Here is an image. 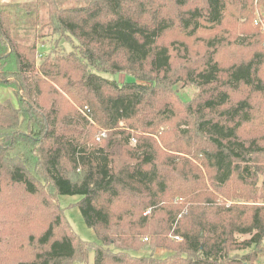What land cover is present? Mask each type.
<instances>
[{"label": "trees", "instance_id": "16d2710c", "mask_svg": "<svg viewBox=\"0 0 264 264\" xmlns=\"http://www.w3.org/2000/svg\"><path fill=\"white\" fill-rule=\"evenodd\" d=\"M62 2L0 4V86L17 102L0 97V203L23 210L20 229L0 225L10 228L0 264H255L264 256V32L254 0ZM42 7L71 49L39 42ZM18 29L36 33L28 42ZM179 81L198 89L184 104ZM180 114L176 138L161 143L182 156L144 135ZM121 127L123 140L108 138ZM62 194L82 196L99 244L73 231ZM159 247L172 253L129 252Z\"/></svg>", "mask_w": 264, "mask_h": 264}, {"label": "rangeland", "instance_id": "374dc122", "mask_svg": "<svg viewBox=\"0 0 264 264\" xmlns=\"http://www.w3.org/2000/svg\"><path fill=\"white\" fill-rule=\"evenodd\" d=\"M82 1H84V0H77L74 2H70V3H65V2H62V3L64 5L72 6V5L81 4V3H83ZM259 3H260V0H254V6L256 8L255 23L259 24L261 26L263 32H264V14H262V12H261V8H260ZM41 12L43 13V15L39 19L40 20L39 24L44 23V26L42 27L41 30L38 31L40 33V36L38 39L39 42H41L40 39H42V37H44L45 40L42 42L49 44V47L52 46V43H55L57 45H60L63 43V45H65V44L67 45V49H71L70 48L71 45L69 43H67V40L63 37H59L57 34H54L55 32L48 25L45 7L41 8ZM228 26L232 27L233 22H229ZM35 33H36V31H33V32L31 31L29 34H26L25 31H21V29H18L19 36L22 38H25L24 40L28 41V42L32 41ZM223 33L227 34L228 38H231V39L235 38L233 35L225 33L224 30L221 31V34H223ZM39 48L41 51L47 50L48 45H42L40 43ZM203 51H204L203 48H199L196 55H198L200 53L202 54ZM98 73L101 74L102 76L106 77V78L117 80L119 83H124L127 81H138V79H136L135 77H133L129 74L123 73V72L111 73V72H105V71H98ZM7 89L9 90L10 88H7ZM173 89L175 90L177 97L179 96L178 98L182 99V100H179V103H182V104H184L183 102H187L190 99H192V97L194 96V94L198 90L193 85L186 84L184 81H179L178 83H176L173 86ZM12 93H13V91L11 90L10 94L8 96L11 97L13 99V101H15V104H17L16 98L14 95H12ZM2 98H4V97H2ZM81 112H82L83 116L87 115L85 112V109L81 110ZM178 113H179V109H178ZM88 120L90 122H93L89 118H88ZM181 121H182V115L180 114L171 122L163 124L158 130L155 131L154 134L153 133L152 134L146 133L144 135L152 136L155 140H157L160 143L161 147L164 149L163 151L170 153V154H177V155L182 156V155H184L183 153L170 151L166 147H164L163 144L161 143V140H162L161 136H163V135L165 136L166 140H174L176 138L177 127ZM122 129H128V128L121 127L118 130L114 131V134H112V136L109 135L108 138L111 137V139L114 141L123 140L122 139L123 135L119 134V132H121ZM136 133H138V132H132V134H131L132 135V137L130 139L131 140L130 141L131 146H135L138 142V141H136V140H138V136ZM97 140L98 141L100 140V142L103 141V140H101L100 136ZM163 155L166 156V153H163ZM163 155L160 154L159 158L162 159ZM187 156H188L187 158H189L195 162V160L192 157H190L189 155H187ZM81 198H82V196L79 194H62V195H59V202H60L61 206L64 208L65 215H66L69 223L71 224L73 231H75V233L78 234L81 239H83L85 241L95 242V243L99 244L100 240H99L95 230L87 225V223L83 217L82 211L77 204L81 200ZM2 201H4V200H2ZM18 204L20 206H22L20 201L18 202ZM16 212H19L18 217H14V213H16ZM22 214H23V210H22V208H19V206L17 204L12 203V202L6 203V201L0 203V225H1V223L14 224L15 226L13 225L12 228L16 227L17 229H20L21 224H19L18 222L22 221ZM8 229H10V228L0 227V242H2V244H3L4 240L6 239V233H7ZM237 236L240 240H244L246 238H249L251 235L250 234H237ZM2 248L3 247H1L0 249H2ZM110 248L114 251L117 250V247L115 245H111ZM129 252L134 256L154 255L156 257L162 258V257H166L167 255L172 253V250H170L168 248H164V247H159L156 249H151V248H143V249H138V250L131 249V250H129ZM247 252H248V249H239L238 251H233L232 254H237V255L239 254L240 255V254H244ZM94 258H95V249L92 248L89 251V256H88L89 262H92L94 260ZM73 264H81V262L79 260H75L73 262ZM255 264H264V256L260 257V259L257 260Z\"/></svg>", "mask_w": 264, "mask_h": 264}, {"label": "crops", "instance_id": "0c3cea01", "mask_svg": "<svg viewBox=\"0 0 264 264\" xmlns=\"http://www.w3.org/2000/svg\"><path fill=\"white\" fill-rule=\"evenodd\" d=\"M37 0H0V4L2 5H6V4H10V3H30V2H36ZM59 1H63L66 3H70V2H74L77 0H59ZM12 89H7L6 87L0 86V97H6L10 94V91ZM13 95V93H12Z\"/></svg>", "mask_w": 264, "mask_h": 264}]
</instances>
